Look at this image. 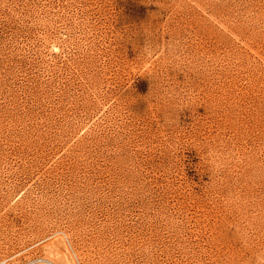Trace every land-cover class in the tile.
I'll return each mask as SVG.
<instances>
[{"label": "rangeland", "instance_id": "obj_1", "mask_svg": "<svg viewBox=\"0 0 264 264\" xmlns=\"http://www.w3.org/2000/svg\"><path fill=\"white\" fill-rule=\"evenodd\" d=\"M14 254L264 264V0H0Z\"/></svg>", "mask_w": 264, "mask_h": 264}, {"label": "built area", "instance_id": "obj_2", "mask_svg": "<svg viewBox=\"0 0 264 264\" xmlns=\"http://www.w3.org/2000/svg\"><path fill=\"white\" fill-rule=\"evenodd\" d=\"M15 256L16 255L14 254V255H11L9 257H6V258L0 260V264H12L11 260ZM23 264H54V263L44 256H35L34 258L28 260L27 262H25Z\"/></svg>", "mask_w": 264, "mask_h": 264}, {"label": "bare ground", "instance_id": "obj_3", "mask_svg": "<svg viewBox=\"0 0 264 264\" xmlns=\"http://www.w3.org/2000/svg\"><path fill=\"white\" fill-rule=\"evenodd\" d=\"M48 250L51 252V254L54 252V251H56V252H58V253H60V251L55 247H52V246H50L49 248H48ZM55 253V252H54ZM51 261V260H50ZM64 261L66 262V264H72V262H71V260L68 258V257H66V256H64ZM74 261V260H73ZM54 263V262H53ZM55 264V263H54Z\"/></svg>", "mask_w": 264, "mask_h": 264}, {"label": "clouds", "instance_id": "obj_4", "mask_svg": "<svg viewBox=\"0 0 264 264\" xmlns=\"http://www.w3.org/2000/svg\"><path fill=\"white\" fill-rule=\"evenodd\" d=\"M172 48L178 50V45L175 41L171 42Z\"/></svg>", "mask_w": 264, "mask_h": 264}]
</instances>
